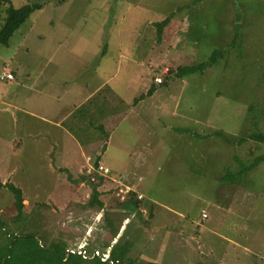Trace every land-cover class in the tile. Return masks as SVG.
Masks as SVG:
<instances>
[{
    "label": "rangeland",
    "instance_id": "374dc122",
    "mask_svg": "<svg viewBox=\"0 0 264 264\" xmlns=\"http://www.w3.org/2000/svg\"><path fill=\"white\" fill-rule=\"evenodd\" d=\"M10 1L16 8L42 4L43 9L33 14L14 34L9 46H0V75L5 68L13 70L18 81L31 82L40 74L53 76L56 88L52 92L56 95L57 107L64 102L70 104L74 96L79 99L85 96L82 89L87 80L98 86L101 78H111L119 54L128 53L132 44H139L142 40H146L141 42L144 45H151L155 50L158 48L156 52L151 51L153 59L157 60L154 68L159 67L163 80V65L169 68L165 69L169 73L167 76L176 74L181 67L210 62L216 51L223 52V55L210 70L185 76L188 85L175 81L162 87L163 91L167 89L172 93L167 94L171 100L176 96L179 98L178 115L170 112L160 116L159 120L153 118V122L145 115L142 120L133 116L119 126L144 127L147 124L164 133L162 139L158 136L153 138V147L149 149L151 153L147 154L148 169H140L137 177L143 179L136 183L143 186L138 190L147 197L146 201L156 202L157 212L165 213L168 219L177 218L173 221L174 227H170L168 232L162 231L163 236L159 232L153 233L155 220L151 221L149 213L143 211L145 217L141 219L122 211L121 205L128 199L126 188L122 185L114 183L111 197L106 199L103 210L86 209L92 195L91 187L98 183L90 181L86 166L78 174L71 166L59 164V158L53 157V173L47 171L49 164L33 163L37 157L33 158L31 150L21 158L9 157L1 141L7 134V127H10V134H16L15 127L19 126L21 118L17 115L15 119L11 112H1L0 245L8 243L5 240L6 231L17 235L31 234L42 245H56L57 258L63 257L62 249H65L66 259H62L61 264H99L98 260L107 263L113 246L119 241H133L135 244V250L130 249L129 259L124 264H264V162L248 175L242 185L239 179L235 185L222 183L221 180L225 168H237V158L249 164L264 155V146L253 141L239 144L247 135L264 129V120L259 122L260 127L252 126L249 110L254 102L255 116H263L264 0H198V3L195 0ZM139 3L152 11L135 9ZM4 10H0V22L6 19ZM160 14H167V17L175 14L173 24L177 32L181 29L179 19L184 16L190 14V17L200 19V23L193 26L197 44L193 43V37L189 39V34L181 44L184 48L199 50L197 57L162 64L164 52L178 57L168 52L164 48L165 43L159 42L156 37L157 29L151 23L164 21ZM144 22L150 28L144 30ZM141 30L146 36L138 35ZM174 33L173 27H170L164 39L174 36ZM105 50L107 55L104 58L101 55ZM148 52L143 49L140 54L145 57ZM143 57L139 58L144 60ZM129 66L124 63L125 72ZM91 82L89 85L92 88L94 85ZM113 86L128 100L141 94L139 84L131 85L129 76L124 74L110 86L104 85L96 99H101L102 103L105 96L106 106L111 107L109 99L114 97ZM68 92L73 93L72 96ZM27 93L22 92L20 99L30 98L27 102L30 104L32 97L31 94L28 97ZM62 93H65L64 102L58 103ZM36 98L41 105L43 101L38 100V96ZM96 99L91 102L97 103ZM50 101L53 102V99ZM72 104L73 110L79 108V102L73 100ZM86 109L81 108L82 111ZM81 113L76 119L68 121L66 126L84 127ZM29 120L31 125L28 126L33 127ZM108 125L112 127V123ZM162 127H183L191 130L192 137L193 134H200L206 138H180L173 129L166 133ZM216 131L225 132L229 141L217 137ZM114 145L112 154L120 150ZM129 151L132 150L126 149V153L114 154V157L110 154L102 160L111 170L115 158L119 163L130 166L133 161L128 158ZM7 183L22 192V215L17 210L14 193L1 186ZM224 209L231 210V214H226ZM201 210L202 215L205 212L208 218L201 216ZM170 212L177 213L172 215ZM107 219L117 226L122 225L116 238L108 228ZM1 225L7 230H2ZM126 228L128 234L122 235ZM120 246L125 247V244ZM84 248L94 249V254L100 252L101 255L106 249V254L103 253L99 259L97 255H92L85 260L82 254ZM232 254H236L234 260L229 259ZM50 257V264H55L53 255L49 254L47 258ZM143 257L149 259L147 263Z\"/></svg>",
    "mask_w": 264,
    "mask_h": 264
},
{
    "label": "crops",
    "instance_id": "0c3cea01",
    "mask_svg": "<svg viewBox=\"0 0 264 264\" xmlns=\"http://www.w3.org/2000/svg\"><path fill=\"white\" fill-rule=\"evenodd\" d=\"M195 2L198 3V0H195ZM5 5L6 4L0 3V10L5 8L4 13L6 16L7 7H5ZM186 7L188 8V6ZM134 8L152 11V9H150L148 6L141 3L136 5ZM174 15L172 14L169 16L171 21L163 32L161 42L165 43L164 48L168 52L174 53L179 58V60H177L178 58L171 57V54L169 55L164 52V55H162L164 62L162 64L167 65L173 64L174 61H188L199 55V50H190L182 47L181 44L183 41H186V35L188 34L189 39L190 37L192 39L193 26L198 25L200 23V19H197L195 16L190 17V14L184 16L183 18L179 19L181 22V29L179 32H177L173 24ZM160 17L165 19L169 18L167 17V14L166 16H161L160 14ZM201 18L205 19V17ZM153 22L157 23V21ZM4 23L5 20L0 22V28ZM144 25V30L149 27L148 23L146 22H144ZM151 25L155 24L151 23ZM170 27H173L175 35L168 37L165 40L164 35ZM138 35L146 36L142 30ZM156 37L158 38V34ZM197 41L198 38L193 37V43L197 44ZM141 42H146V40H142ZM141 42L139 44H132L129 47L130 49L128 53L124 52L119 54L117 57L116 70L111 78H108L109 76H106V78L100 77L101 83L98 86L89 80H87L88 82L86 83L84 82V90L82 89V92L86 95L80 97V99L75 96L74 98H71L72 102L73 100L79 102V108L76 110H73L72 107L74 105L72 102L70 104H66L64 102L65 93L59 94L58 103L64 102V104L61 106L58 104L57 107L56 95L52 92L56 88V79L53 76H47L49 74H40L34 81L31 82H25L24 80L18 81V79L15 77L12 81L10 80L0 83V113L3 111L7 113L11 112L15 119L17 115L21 118L19 126L15 127L17 131L16 134H10V127H7L5 130L7 134L3 135L4 139L1 141L6 146L7 149L5 150H7L9 157L12 158L17 156L18 158H21V155L28 154L31 150V152H33V158L37 157L33 163H47L50 165L47 168V171H51L53 173H55V169L52 166L53 157L59 158V164H63L67 167L71 166L72 169L76 170L75 173L78 172V174H80L81 168L84 166L89 168L91 166H97L100 164L105 168H108L110 171V174L106 176H101L96 173L94 174L97 180L100 178L104 181L98 188L100 200L104 204L106 203V199L108 200L109 197H111V188L114 186V183L117 185H122L123 188H126V191L129 189L130 192L136 193L138 198L142 196L143 199H146L147 197L142 192H139L140 187L143 186L136 184L137 181L141 182L143 179L137 177L139 175L138 172L140 169H148L147 161L149 159L147 158V154L151 153L149 149L153 147V138L158 136L159 139H162L164 133H159L154 127H149L147 124H144V127H137L136 125H132L130 127L119 126L126 120L130 121L133 116H138V119L142 120L143 115H145L146 117L152 118L153 122V118L155 120H159L160 116H165L170 112L176 113L178 115L177 112H179L180 101L177 96L173 97V100H171L169 97H167V94L172 93L168 92L167 89L163 91L161 85L155 83V79L157 77L163 76L159 74V67H157L159 70L154 68L157 65V60L155 61L153 59V52L151 50L156 52L158 48L155 50L151 45L146 46ZM143 49L144 51L145 49L149 50V54H146L145 57L140 54L143 52ZM106 55L107 54L105 50L101 57L105 58ZM140 56H142L144 60H141L139 58ZM161 61L158 64H160ZM125 62L127 65H130L126 72V68L124 67ZM167 68V66L163 65L161 69L162 73L164 71L163 74L165 76V69ZM9 72H11L14 76L13 70H10ZM124 74L129 76L131 85L133 83L139 84L138 89L141 91V94L138 96L136 95L132 99L128 100V98H125L122 96V94H119L113 86V88L111 87V90L114 94V97L112 96L111 99H109V104L111 107L106 106V97H103V95H101L103 100L102 103H100L101 99L99 100L96 98L99 97L98 95H100V90L102 87L106 84L110 86L111 83H114V80L119 79L121 75ZM175 81H181L182 85H188L184 79L172 80V83ZM90 82L94 85V87H90ZM119 83L125 84L123 82H118L117 84ZM153 86L154 92L152 96L141 98L142 96H145ZM119 90L122 91L120 88ZM22 92H28V97H30L31 94L32 103H27L29 102L28 99L30 98L20 99ZM68 93H70V96L73 94L71 92ZM37 96L38 100L43 101L41 105L37 102ZM50 99H53V102L50 101ZM93 99H96L97 103L93 104L91 102ZM115 102L117 103L115 104ZM33 106H37V108H33ZM82 107H87V109L82 111ZM79 113H81L80 115L82 118V123L85 126H66V123L68 121L70 122L72 119H76L77 114ZM28 118H30V120ZM28 120L33 124V127L28 126L31 125ZM109 123H112V127H110L111 125H108ZM141 123L140 126L142 125ZM162 128L166 131V133L171 132L173 129L174 134L178 135L180 138H194L189 134H181L179 129L176 127ZM180 129L184 128L181 127ZM115 143L116 145H114ZM112 145L120 148V150H117L116 152L114 151L116 156H119L121 152L126 153V149H131L132 151H129L128 158L133 161V164L126 166L125 163H119V160L115 158L114 168L112 169L114 172L108 166H106L102 158L104 156L105 158H108L110 154L112 157H114V154L111 153ZM144 171L146 172V170ZM112 173H115V175H112ZM90 191L92 192V190ZM126 191L125 194L129 195L130 192L127 193ZM144 209L146 213L151 211L154 214V217L151 220H155L154 226L153 223L151 224V227H154L153 233L159 232L161 234L162 231H164V233L165 231L168 232L170 227H174L173 221H177V218L171 217V219H168L169 217L167 218L165 213L157 212L156 202H154V200L145 201ZM226 210V214H231L232 211L230 209V211H228V209ZM173 212H170L169 214L176 215L177 212ZM128 221H130V219ZM199 222L200 220L198 223ZM203 231L204 230L202 229L201 232ZM167 234L169 233H166V235ZM161 236H163V234H161ZM235 255L236 254L230 255L229 259L234 260ZM218 264H221V262H218Z\"/></svg>",
    "mask_w": 264,
    "mask_h": 264
},
{
    "label": "trees",
    "instance_id": "16d2710c",
    "mask_svg": "<svg viewBox=\"0 0 264 264\" xmlns=\"http://www.w3.org/2000/svg\"><path fill=\"white\" fill-rule=\"evenodd\" d=\"M66 1L67 0H60V3H64ZM0 3L8 5L6 9L5 23L0 28V46H9L10 41L12 37L14 36V34L31 18L33 14L42 10L43 5L42 4H29L21 8H15L10 0H0ZM170 21H171V18L169 17L162 22L155 23L159 42H161V39L163 37V32L168 26V24L170 23ZM222 55H223V52L216 51L215 53H213L210 59V62L208 63L204 62V64L202 63L198 66L192 65V66L181 67L176 74H173V75L170 74V75L165 76L163 83L160 84L161 87L169 86V84L172 83V80L174 79H184V77L188 76V74L189 75H193L197 73L202 74L203 72L210 70L209 68H212V66H215V64L221 59ZM166 74H169V73H166ZM153 92H154V86L148 91V93L145 96H142L141 98L152 96ZM249 110H250V115H252V122H253L251 123L252 126L260 127L259 122L261 123V120H264V109H263V116H260V115L255 116V107H254V102H253ZM262 130L264 131V129ZM263 131L262 132L256 131V132L251 133L250 135H247V137H244L243 139L239 141V144L242 145V144H245L247 141H253L258 145L264 146V132ZM179 132L181 134L191 135V130L189 129H179ZM215 135L217 137H220L222 139L224 138L229 141V139L226 138L225 132L223 131H220V132L216 131ZM193 136L198 140H201L202 138H206V136H201L200 134H193ZM236 161H237L238 166L235 170L225 168V175H223V177L221 178L222 183L235 185L238 183L237 179H239L242 185V183H245V180L247 179L248 175L255 168H257L259 164L264 162V155L258 157L256 160H254L252 163H249V164H245L239 158H237ZM103 182H104L103 179H100L97 184L94 183L92 187V195L90 197V200H89V203L86 209H94V208L100 209V210L104 209L105 204L100 200V193L98 192V188L102 185ZM1 186L9 188L14 193L15 198H16L17 210L20 213L19 215H22L23 214L22 209L24 207V199L22 197L21 190L16 188L11 183H7L5 185L1 184ZM145 201L146 199L138 198V195H136V193L130 192V194L128 195V199L121 205L122 211L125 212V214L133 215L134 217L138 216L141 219H143L145 217V214H143V211H145L144 209ZM149 214L152 220V218L154 217V214L151 211L149 212ZM141 222H144V221H141ZM107 225L112 235L115 238L120 235L122 225L117 226L116 223H114L110 219H107ZM1 229L5 230V227L1 225ZM127 229L128 228L124 230L122 235L128 234ZM6 232H5V240L8 243L6 245L5 244L0 245V264H50L51 257L47 258L49 254L53 255L54 259L52 260L55 262V264H61L63 263L62 259H66L67 253L65 249H62L63 257L61 259L57 258L58 255L55 254L56 245H53V244L51 246L42 245L40 241L34 235H31V234L30 235H17L15 233L12 234V233H9V232L6 233ZM122 244H125V247H122V246L118 247L119 245H122ZM131 248H134L135 250V244L133 243V241L131 242L130 241H125V242L119 241V243H116L113 246V249L108 259L109 261L107 263H103L100 260H98L99 264H112V262L113 264H124V262L129 259L127 255L131 253L130 251ZM84 249L87 251V256L85 260H89L90 258H92V255H94V252H93L94 249L93 250H89L88 248H84ZM105 250L103 251V253L106 254ZM103 253L102 255H104ZM101 256L98 257V259L101 258ZM148 260H147V257H143V261H145V263H147ZM150 260L152 259L150 258Z\"/></svg>",
    "mask_w": 264,
    "mask_h": 264
},
{
    "label": "built area",
    "instance_id": "2783aa9c",
    "mask_svg": "<svg viewBox=\"0 0 264 264\" xmlns=\"http://www.w3.org/2000/svg\"><path fill=\"white\" fill-rule=\"evenodd\" d=\"M165 73H167V71H165ZM10 80L11 81L14 80V76H13V74L11 72L7 71L4 68L2 74L0 75V81H10ZM163 81L164 80H163L162 77H157L155 79V82L158 85L162 84ZM109 172L110 171H109L108 168H105L104 166H102L100 164L97 165V166H91V167H89L86 170V174L90 178V181H92V182H96L97 181L96 178H95V176H94L95 173L96 174H99L101 176H106V175L110 174ZM126 192L127 193L130 192V190L128 189ZM139 198H142V196H140ZM202 216H203V218H206L207 217V214L205 212H203V215ZM82 254L85 255V257H86L87 251L85 249H83ZM94 255H97L98 257H100L101 256V253L98 252V254H94Z\"/></svg>",
    "mask_w": 264,
    "mask_h": 264
}]
</instances>
